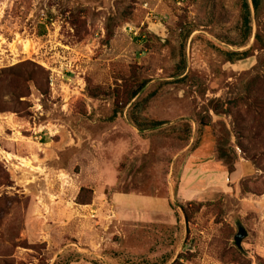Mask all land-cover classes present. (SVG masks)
I'll return each instance as SVG.
<instances>
[{
	"label": "rangeland",
	"instance_id": "1",
	"mask_svg": "<svg viewBox=\"0 0 264 264\" xmlns=\"http://www.w3.org/2000/svg\"><path fill=\"white\" fill-rule=\"evenodd\" d=\"M241 6L0 0V264H264V0L238 48ZM21 64L44 87L13 100ZM183 179L201 194L180 198Z\"/></svg>",
	"mask_w": 264,
	"mask_h": 264
},
{
	"label": "trees",
	"instance_id": "2",
	"mask_svg": "<svg viewBox=\"0 0 264 264\" xmlns=\"http://www.w3.org/2000/svg\"><path fill=\"white\" fill-rule=\"evenodd\" d=\"M241 2H242V6L241 7H242V29H243V31H242L243 32V43L242 44L243 45L239 46L238 48L245 47V45L251 39L252 34H253V27H252L253 16H252V14H253V12L256 15L259 14V12L261 10V6H262L263 0H241ZM46 32H47L46 27H43L42 32H40L39 35L43 36V35L46 34ZM193 33H194V31L193 32L192 31L189 32L187 39H189ZM139 39H140V37H139ZM256 42L257 43L261 42L259 36L256 37ZM218 48H219L218 49L219 52L223 56H225V58H227L229 62H232V63H236L238 61H243V60L247 59L249 57V55L251 54V50H252V49L243 50V51L230 50V49L222 48L221 46H218ZM28 66H29V64H21V65L16 66V67H18L17 69H20V71L17 72L16 79H17V81L19 83H21V85L16 86V88H14V90L10 93V96L13 98V100L15 98H18L20 100L22 97L25 96L24 95L25 92H23L21 94H18L19 92H17V89L19 87H21L24 90H26V88H29L30 84H32L34 86H37L40 90L43 89V87H44L42 82H40V81L38 82L37 81V79H36V71L34 69L27 70V71L25 70V68H27ZM185 71H186V67H185V62H184L182 70H180L177 73L176 77L183 76ZM187 77H188V74L184 78L179 80V81H182V80H184ZM146 85H147V81H141L138 84V86L135 87L133 89V91L131 92L130 97H129L128 101H127V104L125 106H123V105L122 106H116V108L114 109V115H118L119 113L125 112V108L129 104H131L134 100L135 101L132 104V107L135 109L139 105V99H138L139 94L145 88ZM263 85H264V81H263ZM20 91H22V90H20ZM249 99H250V103H248V106H249L250 109L248 110L249 111L248 113L251 116V120L258 121V119L260 117L262 119V116L264 114V106H263L264 102L260 101L257 98H253L252 94H251V97ZM238 104H239V102L236 103V105H238ZM214 112L217 115L227 114V113H228V115L229 114H233L238 122H239V117L243 118L241 112H239L240 114L238 113V115H235V113H234L235 111H233L231 108H229V110H227V111H224L223 107H214ZM161 125H162L161 122L151 123V126H149V127L150 128H156V127H159ZM204 125H208V124H204ZM169 203H170V207L173 208L174 210L177 208L174 205L172 199L169 200ZM84 204H89V203H84ZM203 206H204V204H202V203L198 204L197 205V209H201V207H203ZM181 209H182L183 215H184V217L186 219V222L190 223V219L191 218H190L188 210L186 208H184V207L181 208ZM180 219H181V216H179V220ZM183 259H184V255L180 256L176 261H174L171 264H183L181 262ZM171 260H172V258L170 260H163L160 264H170ZM55 264H59V263H55ZM65 264H68V263H65Z\"/></svg>",
	"mask_w": 264,
	"mask_h": 264
},
{
	"label": "crops",
	"instance_id": "3",
	"mask_svg": "<svg viewBox=\"0 0 264 264\" xmlns=\"http://www.w3.org/2000/svg\"><path fill=\"white\" fill-rule=\"evenodd\" d=\"M197 185H195L194 186V188H190V189H186V187H187V185H185V181H184V179H183V181H182V183L180 184V198H185V199H191V198H196L197 197V195H200L201 194V192L199 191V189H197V187H196ZM120 198H122V195H117L116 196V200L118 201L119 200V202H120ZM121 215H123L122 213H121Z\"/></svg>",
	"mask_w": 264,
	"mask_h": 264
},
{
	"label": "water",
	"instance_id": "4",
	"mask_svg": "<svg viewBox=\"0 0 264 264\" xmlns=\"http://www.w3.org/2000/svg\"><path fill=\"white\" fill-rule=\"evenodd\" d=\"M236 227L238 229V233L234 237V241L238 248H242V242L248 237V231L243 224H237Z\"/></svg>",
	"mask_w": 264,
	"mask_h": 264
},
{
	"label": "built area",
	"instance_id": "5",
	"mask_svg": "<svg viewBox=\"0 0 264 264\" xmlns=\"http://www.w3.org/2000/svg\"><path fill=\"white\" fill-rule=\"evenodd\" d=\"M128 29V31L132 34V35H134V36H139V32H138V30H137V28L135 27V26H132V25H130V24H127L126 26H125V30H127Z\"/></svg>",
	"mask_w": 264,
	"mask_h": 264
}]
</instances>
